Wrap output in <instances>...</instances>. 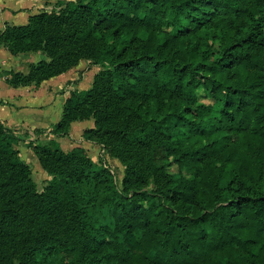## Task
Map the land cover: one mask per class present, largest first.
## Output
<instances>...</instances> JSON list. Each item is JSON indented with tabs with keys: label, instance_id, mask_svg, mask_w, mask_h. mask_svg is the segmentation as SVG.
I'll list each match as a JSON object with an SVG mask.
<instances>
[{
	"label": "trees",
	"instance_id": "trees-1",
	"mask_svg": "<svg viewBox=\"0 0 264 264\" xmlns=\"http://www.w3.org/2000/svg\"><path fill=\"white\" fill-rule=\"evenodd\" d=\"M58 3L0 32L12 54L46 56L8 82L99 65L53 132L93 118L83 138L125 175L30 141L53 176L40 192L0 121V264H264V0Z\"/></svg>",
	"mask_w": 264,
	"mask_h": 264
},
{
	"label": "crops",
	"instance_id": "crops-1",
	"mask_svg": "<svg viewBox=\"0 0 264 264\" xmlns=\"http://www.w3.org/2000/svg\"><path fill=\"white\" fill-rule=\"evenodd\" d=\"M59 0H0V32L7 24L24 25L32 14L52 9ZM46 58L42 52L12 54L0 45V121L16 130L22 137L19 149L25 160L36 161V154L28 146L30 141L57 140L66 151L76 146L85 147V129L95 125L94 119L74 121L70 133L57 136L53 126L63 114V107L71 89H81L78 76L80 64L70 70L36 85L12 86L8 82L9 72H29L30 64ZM96 74V73H95ZM94 74V75H95ZM92 77V82H93ZM92 84V83H91ZM91 86V85H90ZM89 86V87H90ZM87 89V88H86ZM77 130L78 133L74 134ZM86 148V147H85ZM31 165V164H30Z\"/></svg>",
	"mask_w": 264,
	"mask_h": 264
},
{
	"label": "rangeland",
	"instance_id": "rangeland-1",
	"mask_svg": "<svg viewBox=\"0 0 264 264\" xmlns=\"http://www.w3.org/2000/svg\"><path fill=\"white\" fill-rule=\"evenodd\" d=\"M64 1H69V0H64ZM58 2L55 4L53 8L55 7L59 9L61 8ZM80 66L81 67L78 70V76L81 78L79 79L80 80L79 86L81 87V89H86L89 88V86L91 85L92 77L94 76L95 73L99 71L100 66L95 65L90 60H83ZM77 133L78 131L75 130L74 134ZM44 142H46V140ZM84 144L86 145L85 149L87 150L88 154L96 162L103 163L104 165H108L112 168V170L114 171L117 177L118 184L121 185V181L125 175V168H126V165L123 163V161L120 158L111 155L103 143L87 140L86 142H84ZM20 146L21 143L19 142V144L16 147L19 149ZM19 151H20V156L25 160L24 154L21 153L22 150L19 149ZM30 164L32 168V176L37 184L38 190L41 192L43 191L44 187L48 184V182L53 178V176L49 174L45 169H43L37 157H36V161L34 159H30ZM168 170L174 173L178 171V167L177 165H172L168 167Z\"/></svg>",
	"mask_w": 264,
	"mask_h": 264
}]
</instances>
